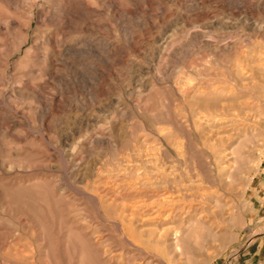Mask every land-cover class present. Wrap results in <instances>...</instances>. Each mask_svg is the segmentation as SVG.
Instances as JSON below:
<instances>
[{"label": "rangeland", "instance_id": "1", "mask_svg": "<svg viewBox=\"0 0 264 264\" xmlns=\"http://www.w3.org/2000/svg\"><path fill=\"white\" fill-rule=\"evenodd\" d=\"M134 263L264 264V0H0V264Z\"/></svg>", "mask_w": 264, "mask_h": 264}, {"label": "bare ground", "instance_id": "2", "mask_svg": "<svg viewBox=\"0 0 264 264\" xmlns=\"http://www.w3.org/2000/svg\"><path fill=\"white\" fill-rule=\"evenodd\" d=\"M58 16V17H61V16H59L57 13L56 14H54V16ZM176 210V209H175ZM178 210V209H177ZM183 209H181V210H178L177 212L176 211H174V212H176V213H174V214H176L177 216H180V215H182V214H185V209L182 211ZM188 212V211H187ZM186 212V213H187ZM173 214V215H174ZM182 217V216H181ZM199 220V219H198ZM198 227L200 228L201 227V225H203V222H200V221H198ZM168 232H169V230H167ZM168 232H164V234H159V238L157 239V241L158 242H160V243H162V244H164V243H167V242H169V240H168ZM170 237H171V239H170V242L172 243V244H170L169 246H168V249H167V253L170 255V256H172V258L173 259H175L176 257H181L183 254H188V246H190V244H189V241H187V238H186V236L183 234V233H181V234H179V233H177V232H172L171 234H170ZM201 249V247L199 248V250ZM136 262V261H135ZM134 264H136V263H134Z\"/></svg>", "mask_w": 264, "mask_h": 264}]
</instances>
